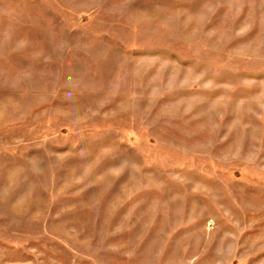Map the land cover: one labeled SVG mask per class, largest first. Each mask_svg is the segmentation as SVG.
Wrapping results in <instances>:
<instances>
[{
	"label": "rangeland",
	"instance_id": "obj_1",
	"mask_svg": "<svg viewBox=\"0 0 264 264\" xmlns=\"http://www.w3.org/2000/svg\"><path fill=\"white\" fill-rule=\"evenodd\" d=\"M0 264H264V0H0Z\"/></svg>",
	"mask_w": 264,
	"mask_h": 264
}]
</instances>
